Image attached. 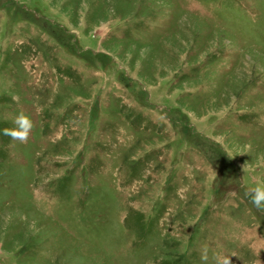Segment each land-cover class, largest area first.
Wrapping results in <instances>:
<instances>
[{
    "label": "rangeland",
    "instance_id": "rangeland-1",
    "mask_svg": "<svg viewBox=\"0 0 264 264\" xmlns=\"http://www.w3.org/2000/svg\"><path fill=\"white\" fill-rule=\"evenodd\" d=\"M260 177L264 0H0V264H264Z\"/></svg>",
    "mask_w": 264,
    "mask_h": 264
},
{
    "label": "clouds",
    "instance_id": "clouds-1",
    "mask_svg": "<svg viewBox=\"0 0 264 264\" xmlns=\"http://www.w3.org/2000/svg\"><path fill=\"white\" fill-rule=\"evenodd\" d=\"M13 124L15 127L12 129H5L3 134L9 136L12 140L21 143L27 142L34 128V122L30 116L21 111L17 114ZM245 195L249 197L250 203L257 210L264 211V177L257 178L255 186L248 188L245 191ZM230 257V255H223L222 259L217 258V264H231ZM201 259H207L206 253H202Z\"/></svg>",
    "mask_w": 264,
    "mask_h": 264
}]
</instances>
